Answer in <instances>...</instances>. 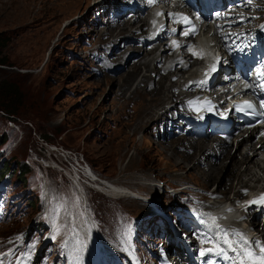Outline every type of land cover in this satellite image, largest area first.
I'll return each mask as SVG.
<instances>
[{
    "label": "rangeland",
    "instance_id": "rangeland-1",
    "mask_svg": "<svg viewBox=\"0 0 264 264\" xmlns=\"http://www.w3.org/2000/svg\"><path fill=\"white\" fill-rule=\"evenodd\" d=\"M102 1L0 0V39L4 40L0 58L8 65L0 66V83L19 92L17 98H11L16 108L13 120L0 111V137H4L0 167L13 165L2 180L9 182L0 192V262L9 258L6 240L23 236L25 244L30 242L21 264H31L33 259L35 264H62L65 260L58 256L61 245L63 255H68L75 243L81 251L87 234L91 257L85 264H102L105 254L93 239L90 224L94 221L106 248L126 252L135 264H162L173 254H183L181 264H198V260L216 264L207 254L201 255V247L193 246L202 228L216 239L210 228L203 226L205 219L195 211L198 206L193 198L216 190L220 182V195L207 204L215 207L231 200L236 190L223 191L229 188L227 180L238 175L232 171L233 163L243 170L244 164L238 161L242 155L226 148L224 160H213L209 153L203 155L209 145L201 143L188 160L184 153L177 154V149L156 141V132L169 127L160 125L153 130L154 125L145 122L152 119L150 111L157 103L166 101V94L156 99L145 94L146 87L136 88L143 75H150L139 62H149L155 54L144 57L137 55L138 50L122 49L108 57L119 38L104 35L105 20L120 19L119 10L125 11L126 5L116 0L104 5ZM138 27L135 22L132 29ZM134 73L135 79L128 78ZM170 83L171 77L158 85L168 87ZM159 87L163 91V86ZM251 150L241 154L252 157ZM80 161L86 163V171L90 167L95 174L89 177L92 182L77 168ZM23 163L28 170L18 178ZM96 177L113 184L101 185ZM231 181L235 183L233 178ZM189 183L194 190H188L187 195L171 194L186 189ZM166 184L171 189L162 194ZM111 185L126 187L135 197L105 193ZM248 185L252 188L255 184ZM43 188L50 203L47 213L39 198ZM10 197L16 201L13 206L8 203ZM44 217L56 228L46 244H42L46 227L40 222ZM254 221L260 230L264 218ZM219 244L225 252L230 251L223 242ZM21 254L22 248L13 260ZM105 257L118 259L113 254ZM232 261L237 263L235 256Z\"/></svg>",
    "mask_w": 264,
    "mask_h": 264
},
{
    "label": "bare ground",
    "instance_id": "bare-ground-1",
    "mask_svg": "<svg viewBox=\"0 0 264 264\" xmlns=\"http://www.w3.org/2000/svg\"><path fill=\"white\" fill-rule=\"evenodd\" d=\"M111 1L112 0H110V1L103 0L102 4L107 5V3L111 2ZM118 1L122 2L123 0H116L115 3ZM222 21H225V23L229 24L230 26H232V24H236V22H234V23L230 22L229 19L228 20H222ZM145 24H146V22H143V26ZM104 25H105L104 35H109L111 37L116 36L117 38H119V40L116 42L117 44L115 46H113L111 48V50L109 51V56H111V55L115 56L118 52H121L122 49L125 50L124 52H127V51L133 49L132 51L138 50L137 55L144 54L143 56L146 57V56L154 53L157 49V44H154L153 46H147L148 44L153 43L149 40H147L145 43H142L138 37L139 31L132 29L133 22H130L129 20L123 18V16H121L120 19H117V21L107 19L105 21ZM143 26H142V29H143ZM215 27H217L216 28L217 30L218 29L221 30L222 26L216 24ZM210 30H211V28L207 24V26L205 27V31L212 38L214 36H213V34H210ZM132 36H136V39L133 40ZM217 38H218V42L222 41V39L220 37H217ZM243 38L244 37L242 36V32H241L233 40H235V43H236L238 41H241ZM134 44H143V46L141 47V49H139V47H137V46L135 47ZM165 48H166V51L171 50V48L168 45H166ZM129 52H131V51H129ZM129 52L127 55L131 54ZM185 52H186V50L182 51V53H185ZM140 53H142V54H140ZM170 55H172V54L169 53L168 56H170ZM166 57L167 56H163V54H159L157 56H154L149 62H146L143 59L138 64L141 66V68H143L145 70L148 69V71L150 72V75L148 77L143 75L140 78V81L138 82L139 83L138 87H136V88H139L140 86L146 87L147 91L145 94H147L149 96H154L156 99L158 97L159 98L164 97L166 94V101L157 103V105L153 108V110L150 111V113L152 114V119L150 121L148 119L145 122V123L153 124L154 125L153 130L155 129V126H157L159 123H162V122H165L166 120L171 119L172 111L188 112V110L186 109L185 106H186V102L189 100L184 98L181 95L182 92H180V90H178L174 87L176 85V83L174 81H171L172 84L170 83L168 85V87H166V85H158L160 81H166V79H170V77H172V76H174V78H180V76L184 73V70H185V68L183 66H181L180 62L176 61L175 59H172L171 60L172 64L165 69H163V67H161V65H157V64L165 61ZM186 57L189 58L188 63L190 65L194 64L196 62V60L191 56L190 53H187ZM150 63H152L153 66ZM137 66H134L133 69H135V71L137 70V72H138ZM93 74H95L97 77L101 76L100 73H98V72H95ZM135 75H136L135 73L132 74L131 76L129 75L128 78L135 79L134 78ZM185 82H183V83L185 84ZM125 83L127 84V82H125ZM159 86H163V89H162L163 91H161V87H159ZM222 88H223V86H222ZM185 89L188 90L189 88H185ZM124 91L126 92V90H124ZM169 91H171V92H169ZM131 97L132 96H130L128 99H130ZM145 115L147 116L148 114L146 113ZM176 117L180 118V117H182V115L179 113L176 115ZM185 123L186 122H184V125H185ZM175 124H177V123H175ZM178 130L181 132V127H178ZM173 135H174V137H173ZM255 137H256V133H255V131H252L248 135V137H244L241 139H239V137H236L235 140L239 139L236 143H234V140H233V142L231 144H228L224 140H213L210 142V139H205V140L194 141V140H191L190 138H188L184 135L178 134V132L177 133L169 132L168 134L164 133V134L158 135V137L156 138L157 139L156 141L159 142L160 144L166 145L170 148H175V150L177 149V154L184 153V155H186V159H188V160H190V158H192L191 156H193L196 153V148H198L201 143L204 145H209L210 148L208 149V152L205 149L202 150L203 155H205L206 153L208 155V153H209L213 160L214 159H221L222 160L223 158H225L226 156L224 155V153H225L226 148H230L234 153H239L238 155H240V156L242 155L241 159L238 161H240L242 164H244L243 170L240 168L241 166H237L235 163L232 162L233 168H234V170H232V171L234 173H237L238 175L237 176L232 175V177H230L227 180V182H230L229 188H228V190L225 189L223 191L226 193L227 191H229V189L230 190L231 189L236 190L234 192L233 198L235 197L237 199H241L244 196V194L246 193V191H250V194L255 193V192H260V191H262V189L256 190V188L262 187L264 185V136L258 137L257 141L254 143L253 140L255 139ZM177 140H179V142ZM183 144H185V146H183ZM241 146H242V148H241L242 151L238 152V150L240 149ZM252 147H255V149L251 150ZM247 149H249L253 152L252 157H248V155H243V153L245 152L244 150H247ZM220 152L222 155H220ZM241 152H243V153L241 154ZM197 156H198V162H199L201 160L202 154L200 153V155H197ZM243 156H245V158H249V159H244ZM195 159H197V158H195ZM207 163L208 162H206V164ZM195 169L197 170L198 167H195ZM212 172H215V168L212 169L211 173ZM262 174H263V177L261 176ZM185 176L191 179L190 175L186 174ZM242 176H244L245 178L243 177L244 178L243 179ZM231 178H233L235 183L233 181H231ZM246 178H248V179L246 180ZM222 179H223V177H222ZM248 182H253V184H255V185L252 188H249ZM103 184H105V186H106V185H110L113 183L105 182ZM219 189H221L220 182H219V185L216 188V190H214L212 192H206L205 195L210 196V197H217L220 195V192L218 191ZM43 191H44V199H45V201H44L45 202L44 212L47 213L50 209V205L48 206L46 204L47 199H48L47 194L45 193L46 189L43 188ZM77 191L81 192L82 191L81 187H78ZM105 193H108L109 195H113L116 197H131V195H133V197H134V194H132V192L128 188L123 187L121 185L120 186L119 185H111V186L107 187V189H105ZM83 194H84V192H83ZM84 197H85V195H84ZM223 197H225V196H223ZM228 201H230V200L228 199ZM229 204L231 206L230 208H229ZM200 205L205 206L204 203H202ZM46 207H48V208H46ZM211 208H214V209H210L212 211L213 218H215L214 227H216L218 229L219 233L221 234V236L219 237V240H221L222 242L229 241V243L232 244V247H229V244L226 243L227 246L232 251V254L237 255L238 264H239V261L241 259L240 254H239V249L242 247V245L237 243L240 239L236 238V235H234L235 232H239L242 234H248V236H249L247 238L248 241L256 242V240H257L256 237H258L259 240L262 243H264V223L261 224V227L259 228L260 230L256 229V222L254 220L257 217V215L250 218L249 220H244V217L238 218L243 214V210L238 204L233 205L232 203H226L223 206L221 205L217 208H215V207H211ZM53 216H54V214H52V217ZM243 220H244V227L243 228L240 226H235V224H237V223H238V225H240L243 222ZM227 222H230V223L233 222V224L228 226V225H226ZM211 223L213 224V220L208 221V224L210 226H211ZM217 225L219 227H217ZM221 230H224V231H221ZM225 232L227 233V235H225ZM255 232H256L257 236L255 235ZM186 240L189 242V244H191L189 237H186ZM87 243H86V247H87ZM193 246L201 247L204 251H206L207 249H212V253L206 252V254L208 256H210L211 258H213L216 261V263L220 264L222 262V260L218 259L217 255L214 254L217 251V249H222L221 246L219 245V243H217L216 239H214L210 235L206 234L204 231L200 232V239ZM234 249H236V250L234 251ZM222 255H223L224 260H226V261L231 260L229 254H225V252H223ZM86 256H87V254H86ZM180 259H181V255H179V254L170 255V256H168V258L166 259L164 264H180ZM79 260L82 262L81 264H84L85 258H83L82 255H79ZM198 264H203V262L201 260H198Z\"/></svg>",
    "mask_w": 264,
    "mask_h": 264
},
{
    "label": "snow or ice",
    "instance_id": "snow-or-ice-1",
    "mask_svg": "<svg viewBox=\"0 0 264 264\" xmlns=\"http://www.w3.org/2000/svg\"><path fill=\"white\" fill-rule=\"evenodd\" d=\"M147 2L150 5H152V4L157 3L158 0H147ZM247 2L251 3V0H247ZM156 15L162 16V15H164V13L158 12ZM168 15H169V17H174L175 22L182 23L185 25V28L183 31V34L185 36L197 34V29L195 28V26L193 25L192 21L189 19L188 16L180 14V13H169ZM217 16L219 18V14H217ZM197 19H199V17H197ZM233 22H235V21H233ZM240 23H243L242 18L240 20ZM155 25H156V22L153 21V26L155 27ZM261 29L264 30V25H261ZM173 44L176 47H179V45L176 43V41H173ZM193 55L195 56V55H197V53L195 51H193ZM200 58H203V56L201 55ZM211 69H212V71H215V64L211 66ZM205 75L207 77L208 74L206 73ZM257 76H258V79L261 81V83L258 86L261 88H264V64H261L259 69H257ZM197 83L203 85L206 83V81H199ZM248 87H249V85L245 84V88L247 89ZM260 107L264 108V103H261ZM253 108H254L253 104L248 102V101H245L243 103V105H237L236 106L237 111H244L245 109L251 110ZM253 204H256L259 206H264V195H261L257 199L249 202V206L253 205ZM211 219L213 220V223H215V218H211ZM217 227H219V226L217 225ZM221 231H224V230H221ZM225 235H227L226 232H225ZM234 235L240 237V240L237 243L242 245V247L239 249V254L241 257L239 264H264V244H261L259 241H256V242L248 241L247 238L242 233H239V232H235ZM53 239H55V236L53 237ZM224 242L228 243L229 247H232V244L229 243V241H224ZM217 243H219V241H217ZM253 245H255V249H258V252L253 249ZM235 250L236 249H234V251ZM206 252L212 253V249H207L206 251H202L201 255L202 256L205 255ZM214 254L215 255H222L223 250L217 249V251ZM0 264H2V262H0Z\"/></svg>",
    "mask_w": 264,
    "mask_h": 264
},
{
    "label": "trees",
    "instance_id": "trees-1",
    "mask_svg": "<svg viewBox=\"0 0 264 264\" xmlns=\"http://www.w3.org/2000/svg\"><path fill=\"white\" fill-rule=\"evenodd\" d=\"M4 45V40L0 39V47ZM0 66H8L6 65V61L4 58H0ZM18 90L15 88H10V86L6 85V82L0 83V111L10 120L16 116V108H13L11 98H17ZM40 138L43 140H48L47 136L40 135ZM4 142V137H0V144ZM13 165H3L0 167V180L4 179L7 170H11ZM12 167V168H11ZM20 173L17 175L18 178H21L22 175L25 174V171L28 170V166L25 163L20 164Z\"/></svg>",
    "mask_w": 264,
    "mask_h": 264
}]
</instances>
